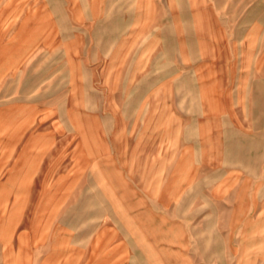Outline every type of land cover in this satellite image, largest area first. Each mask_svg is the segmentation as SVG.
Here are the masks:
<instances>
[{
    "label": "crops",
    "instance_id": "obj_1",
    "mask_svg": "<svg viewBox=\"0 0 264 264\" xmlns=\"http://www.w3.org/2000/svg\"><path fill=\"white\" fill-rule=\"evenodd\" d=\"M224 2L0 0V171L7 167L8 182L62 172V110H72L70 125L94 132L97 110L105 119L112 94L123 93V245L95 240L86 260L72 254L57 264H228L225 252L245 251L235 234L207 224L161 225L175 221L159 212L170 198L130 196L143 184H260L264 20L253 8L240 20ZM95 141L82 134L78 148L94 152ZM199 216L204 222L206 210ZM32 249H8L16 255L5 263L32 264Z\"/></svg>",
    "mask_w": 264,
    "mask_h": 264
},
{
    "label": "rangeland",
    "instance_id": "obj_2",
    "mask_svg": "<svg viewBox=\"0 0 264 264\" xmlns=\"http://www.w3.org/2000/svg\"><path fill=\"white\" fill-rule=\"evenodd\" d=\"M80 3L87 7L88 0ZM224 3L238 7L234 17L240 20L252 8L255 18L264 20V0ZM112 95V109L105 110L109 112L106 120L102 117L104 109L97 110L101 117L96 119L94 132L84 124L79 128L70 125L72 110H62L68 138L64 141L62 172L33 174V184H11L7 167L0 171V232L9 234L0 236V264L16 255L8 249L16 252L23 245L33 247L32 253H25L31 256L32 264H38L46 255L49 264L72 260V254L82 262L95 240L99 245H123V93ZM73 111L72 118L84 122L81 110ZM88 132L96 138L94 152L78 148L83 143L82 134ZM256 132L264 133V127ZM261 170L257 176L260 184H143L132 188L130 196H151L165 202L170 198L172 203L160 204L159 212L175 214L171 217L175 221L161 220V225L195 229L207 224L208 230L220 229L229 239L235 234L234 244L243 241L245 245L238 248L245 251L225 252L224 260L228 264H264L263 165ZM45 178L48 184H39ZM59 180L64 184H56ZM200 198H205L207 204H199ZM205 210L206 220L201 222L199 214Z\"/></svg>",
    "mask_w": 264,
    "mask_h": 264
}]
</instances>
